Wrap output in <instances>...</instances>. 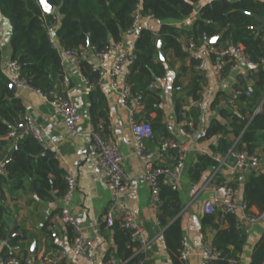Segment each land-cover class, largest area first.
<instances>
[{
	"label": "trees",
	"instance_id": "obj_1",
	"mask_svg": "<svg viewBox=\"0 0 264 264\" xmlns=\"http://www.w3.org/2000/svg\"><path fill=\"white\" fill-rule=\"evenodd\" d=\"M201 0H48L54 13L44 14L38 0H0V15L11 26L9 41L10 60L19 66L21 76L27 84L39 90L49 100L60 92L62 71L59 55L48 41L47 28L56 27L55 37L58 45L65 50L91 49L100 53L106 47L122 40L124 34L131 28L132 14L136 7L140 8L142 16L152 15L160 23L154 34L141 28L134 39L135 60L129 66V74L125 83L133 96H140L142 103L141 120L150 123L153 134L169 137L167 126L163 123V111L160 108L159 90L149 91L148 87L155 84L166 75V55L183 61L189 58L192 75L187 87V96L194 104L201 102L204 80L202 73L195 71L197 61L184 50V42L193 40L198 47L204 45L205 38H216L212 44L216 47L229 48L241 46L254 63L264 58V29L257 33L258 26L250 14L264 19V2L257 0H211L203 5L189 29H183L167 24V21H184L190 17ZM162 54L164 61H161ZM0 50V162L4 164L5 174H0V193L3 187L10 192L25 189L28 181L32 182L35 197L42 202H50L62 198L66 191L64 171L54 158H49L46 151L33 137L13 142L7 139L11 128L22 125L26 110L21 100L9 89L1 69ZM170 65V64H169ZM188 68L181 66L174 79V87L179 86V79ZM80 70L88 84H95L96 89L89 92L91 107L90 121L94 128L101 125L108 127L105 105L98 92L100 75L93 72L91 64L82 60ZM254 84L249 97H241L237 102V110L229 111L220 108L219 116L227 120L221 124L211 120L205 134L200 138L210 139L219 136L213 152L224 155L230 148L228 137L239 138L234 149L253 153L258 140L264 141V103L259 104L264 95V69L259 68L253 75ZM219 94L211 103L212 109H217ZM153 114L155 117L151 118ZM181 106L176 104V120H183ZM199 116L198 108H191L185 113L194 125ZM187 131V126L183 127ZM11 150H14L12 160L5 163ZM215 161L206 155H198L190 169L192 181H198L208 167H215ZM242 199L251 211L255 208L264 214V172L250 173L242 188ZM158 221L164 228L163 237L171 264H182L179 251L182 244L180 221L177 218L181 203L176 190L169 186L160 191ZM0 209V239L6 240L7 227L1 219ZM221 219L227 228L219 229L214 224L215 219ZM204 223L215 229L212 245L220 252V257L210 264H238L246 235L237 226L233 215H223L217 212L204 218ZM116 246L114 257L124 264H137L143 259L137 254L138 244L132 238L131 232L124 229L119 220H115L111 228ZM23 238H13L7 241L8 246H15ZM6 258L8 250L5 249ZM20 264L24 259H19ZM57 264H66L63 260ZM249 264H264V233L254 245Z\"/></svg>",
	"mask_w": 264,
	"mask_h": 264
},
{
	"label": "crops",
	"instance_id": "obj_2",
	"mask_svg": "<svg viewBox=\"0 0 264 264\" xmlns=\"http://www.w3.org/2000/svg\"><path fill=\"white\" fill-rule=\"evenodd\" d=\"M210 1L201 0L195 5L193 14L184 21H167L166 23L171 26L189 29L198 17L199 9ZM229 1L235 2L238 0ZM257 1L264 2V0ZM54 12V9H52L51 13ZM0 25L3 31V36L0 39L1 69H3L11 61L9 41L12 31L9 22L1 15ZM135 37L136 35L125 37L124 46L131 45ZM114 55L115 53L112 54V58ZM161 56L162 54H160V58ZM84 60L89 64L97 63L95 52L92 49H87ZM161 61H164V59ZM166 61V75L156 81L154 85L159 90L160 108L164 114L163 123L166 126L168 124L173 126V138L176 141L187 142L185 137L187 131L183 127L187 126V122L191 118L185 117V113L189 112L191 108H198L199 110L197 123L194 125L196 136L189 142V152L176 191L181 203V210L177 218L180 221L182 243L190 251L186 264H204L201 251L206 244L212 243L215 229L212 225L204 223V218L208 214L203 212V204L211 197H218L220 192L214 193L208 188V181L215 171L216 165L215 167H208L198 181L191 180L190 169L196 162L198 155H206L213 160L215 157L220 156V154L213 152V147L216 145L219 136L200 139L205 134L211 120L215 119L221 124H227V120L219 116L220 108H226L218 104L217 109H212L211 103L219 94H226L236 85L251 89L254 78L249 76L243 68H239L233 71L226 70L223 81L220 82L216 76L215 60L206 58L205 69L208 78L201 82V93L203 94L201 102L194 104L187 96V87L192 75L189 58L178 61L168 53ZM182 65L188 69L180 77L179 86L174 87L175 76L179 73ZM67 72L73 101L82 116L78 124V134L74 138L67 134L62 116L49 100L39 96L31 89H18L14 94L24 105L25 116L28 120L41 128V146L57 160L60 168L65 173L64 175L75 176V189L65 200L55 198L50 202H42L35 197L31 181L26 183L24 190L18 192H10L8 187H3V194L0 193V209L3 210L1 219L6 224L7 237L6 240L0 239V264H5L11 258H6L5 249L8 250V255L24 260L29 258L33 264H57L61 261L55 259L61 252H67L72 240L71 229L59 225L54 220V216L58 214L62 207L67 208L75 216L86 237L94 241L88 259H79L68 255L63 260L66 264H68L67 261L71 264H109V259L114 257L116 252L112 231L105 228L102 222V215L109 204V194L106 185L98 179L93 170L95 153L90 145V135L94 128L90 121L91 100L88 83L80 69L68 66ZM124 83L125 78L123 76L119 77L117 79L118 89L113 91L110 88L109 79L101 74L98 85V92L107 112V129L110 131L114 143L123 157V167L129 178L128 188L122 194L120 202L124 208L131 212L142 227L146 239L150 241V246L143 255V264H171L163 237L164 228L161 227L158 221V209L157 206L153 205L148 187L143 180V164L134 155V144L127 127L128 113L119 103V87ZM263 103L264 95L259 104V111ZM176 104L181 106V111L184 113L183 120L180 122L176 120ZM141 112L142 109L136 113V121H142ZM150 117L154 118L155 116L151 114ZM160 138L158 134H153L152 138L146 141V148L154 150ZM228 139L230 143L229 150H231L236 146L238 138L230 135ZM256 144L255 151L264 156V141L260 139ZM253 172H264V169L259 168L249 173L237 174L230 164L229 167L221 168L218 171L216 181L223 180L236 185L242 192L244 182ZM251 212L257 213V210L252 208ZM234 217L246 235L238 264H249L253 247L264 233V220L256 224H248L242 220L240 212ZM214 224L219 229L227 228V224L218 218L215 219ZM11 230L15 232L13 238L24 237V240L10 247L7 241L13 239H8V233ZM117 262L118 264H124L118 260Z\"/></svg>",
	"mask_w": 264,
	"mask_h": 264
},
{
	"label": "built area",
	"instance_id": "obj_3",
	"mask_svg": "<svg viewBox=\"0 0 264 264\" xmlns=\"http://www.w3.org/2000/svg\"><path fill=\"white\" fill-rule=\"evenodd\" d=\"M131 28L124 34L121 41L105 48L104 51L96 53L97 63L91 64L93 72L99 75H105L110 82V88L113 91L118 89L117 79L121 76L124 78L129 74V66L135 60L134 44L124 46V38L132 37L138 33L141 28L156 33L159 29V22L152 15L142 16L140 8L136 7L132 14ZM56 27H48V41L54 49H56L62 71V80L60 83V92L54 94V99L49 100L46 95L37 89L31 88L26 80L21 76L19 66L15 61L7 63L2 69V74L18 89H31L39 96L49 100L63 118L67 134L74 138L78 134V124L82 118L80 111L73 101V94L70 89V80L67 72L68 66L80 69V63L85 59L87 49L80 48L78 50H65L61 48L55 37ZM3 31L0 25V39ZM184 50L189 53L190 57L197 61L194 67L196 71L201 72L203 79L206 80L205 59L212 58L215 60L217 67V80L223 81L224 72L226 70L233 71L243 68L249 76H253L259 68L264 69V58L254 63L250 60L249 55L241 46L221 48L207 44L198 47L196 43L189 39L184 42ZM115 53L112 58V54ZM87 82V80H86ZM88 83V82H87ZM97 87L95 84H88V90L93 91ZM156 89L154 84L148 87L149 91ZM251 90L240 86L232 87L226 94L219 99V106L229 111L237 110V102L241 97H249ZM119 103L128 113L127 127L132 136L134 144V155L143 164V180L146 183L150 198L153 205L160 204V191L162 187L169 186L172 190H177V183L181 178L187 154L189 152V142L195 136L194 123L190 119L187 122V132L185 137L187 142H178L173 138L174 128L167 125V133L169 137H161L157 147L154 150L146 148V141L153 136L150 123L147 121H136L135 116L143 106L140 96H133L130 93L129 86L124 83L119 87ZM203 94L201 93V97ZM259 109L255 113H258ZM27 136L33 137L39 144H42V130L37 125L31 123L26 116L23 117V124L19 128H11L7 134V139L17 142ZM239 140V138H238ZM90 145L95 153L93 161V170L97 174L107 188L109 194V204L106 211L102 215V222L107 229H111L115 220H119L120 225L131 232L132 238L137 242V254L144 255L150 246L144 235L143 229L134 216L121 205L120 198L127 190L129 178L123 167V157L118 151L113 137L108 129L99 125L90 135ZM216 162L215 171L212 173L208 188L212 192H220L218 197H211L203 204V212L208 215L221 212L223 215L236 216L240 212L242 220L248 224H256L264 220V214L252 213L242 199V193L238 186L232 185L226 181H216L217 173L221 168L229 167L230 164L237 174L249 173L259 168L264 169V156L254 151L253 153L244 150H236L232 148L224 155L214 158ZM4 164L0 162V174H5ZM66 191L62 200L75 189V176L64 175ZM54 220L61 226L71 229L72 240L69 249L63 251L55 259L65 260L68 255L79 259H88L91 255L94 241L86 237L83 228L78 223L75 216L65 207H62L58 214L54 216ZM237 226L239 222L237 221ZM190 256V251L181 244L179 251V259L182 264H186ZM201 257L204 264H210L212 261L220 257V252L212 245L206 244L201 251ZM68 264H71L67 261ZM231 264L234 261H230ZM5 264H20V260L16 256H12ZM23 264H33L27 258ZM109 264H118L114 257L109 259ZM143 264V259L137 262Z\"/></svg>",
	"mask_w": 264,
	"mask_h": 264
},
{
	"label": "water",
	"instance_id": "obj_4",
	"mask_svg": "<svg viewBox=\"0 0 264 264\" xmlns=\"http://www.w3.org/2000/svg\"><path fill=\"white\" fill-rule=\"evenodd\" d=\"M38 2H39V4H40V6H41L42 11H43L44 14L48 15V14H50V13L52 12V9H53V8L50 6L48 0H38ZM250 15H251V17H253V18L255 19V21L258 23V26H256V27L254 28V30H255L257 33H259L261 30L264 29V19L260 18L259 16L255 15V14H250ZM135 35H137V33H135ZM215 41H216V38H210V39H206V38H205V42H206L207 44H213ZM87 48H88V49H91V47H90L89 44H88ZM161 60H163L162 56H161ZM5 79H6V78H5ZM6 82H7L8 86H9V89H10L13 93H15V92L17 91V88H16V87H15V86H14V85H13L8 79H6ZM13 152H14V150H11V151H10V153H9V155H8V157H7V159L5 160V163H8L9 161L12 160ZM48 156H49V158H53V155H52V154H49ZM32 191H33V189H32ZM33 192H34V191H33ZM14 235H15L14 230H11V231L8 233V239H9V240L12 239Z\"/></svg>",
	"mask_w": 264,
	"mask_h": 264
},
{
	"label": "rangeland",
	"instance_id": "obj_5",
	"mask_svg": "<svg viewBox=\"0 0 264 264\" xmlns=\"http://www.w3.org/2000/svg\"><path fill=\"white\" fill-rule=\"evenodd\" d=\"M187 25V24H186Z\"/></svg>",
	"mask_w": 264,
	"mask_h": 264
}]
</instances>
